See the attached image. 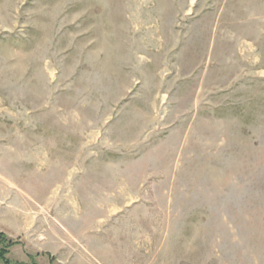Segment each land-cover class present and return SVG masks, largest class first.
<instances>
[{"label":"rangeland","instance_id":"374dc122","mask_svg":"<svg viewBox=\"0 0 264 264\" xmlns=\"http://www.w3.org/2000/svg\"><path fill=\"white\" fill-rule=\"evenodd\" d=\"M20 139L73 262L264 264V0H0ZM45 233L8 257L58 263Z\"/></svg>","mask_w":264,"mask_h":264},{"label":"crops","instance_id":"0c3cea01","mask_svg":"<svg viewBox=\"0 0 264 264\" xmlns=\"http://www.w3.org/2000/svg\"><path fill=\"white\" fill-rule=\"evenodd\" d=\"M23 140L19 141L21 149L4 143V152H0V231L9 238L45 231L46 241L50 239L52 244L42 251L57 256L59 264H79L71 260L75 258L77 248L62 241L55 223L43 219L42 211L38 210L44 196V154L41 149L40 154H37L38 150L29 152V143ZM39 143L42 141L36 140L35 144ZM17 150L21 151L13 159Z\"/></svg>","mask_w":264,"mask_h":264},{"label":"trees","instance_id":"16d2710c","mask_svg":"<svg viewBox=\"0 0 264 264\" xmlns=\"http://www.w3.org/2000/svg\"><path fill=\"white\" fill-rule=\"evenodd\" d=\"M14 244L4 233L0 232V264H26L24 262H14L9 257L11 246ZM36 264V263H33Z\"/></svg>","mask_w":264,"mask_h":264}]
</instances>
